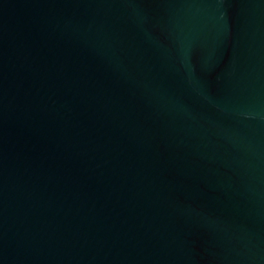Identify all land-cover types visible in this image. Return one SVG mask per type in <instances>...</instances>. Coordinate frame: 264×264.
Returning a JSON list of instances; mask_svg holds the SVG:
<instances>
[{"label":"water","instance_id":"water-1","mask_svg":"<svg viewBox=\"0 0 264 264\" xmlns=\"http://www.w3.org/2000/svg\"><path fill=\"white\" fill-rule=\"evenodd\" d=\"M0 264H264V0H0Z\"/></svg>","mask_w":264,"mask_h":264}]
</instances>
